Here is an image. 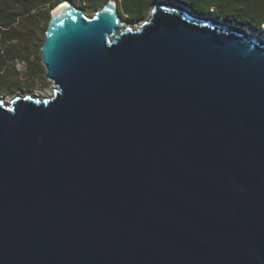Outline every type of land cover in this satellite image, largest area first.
I'll use <instances>...</instances> for the list:
<instances>
[{"label":"water","instance_id":"water-1","mask_svg":"<svg viewBox=\"0 0 264 264\" xmlns=\"http://www.w3.org/2000/svg\"><path fill=\"white\" fill-rule=\"evenodd\" d=\"M61 2L51 95L0 98V264H264V38Z\"/></svg>","mask_w":264,"mask_h":264},{"label":"rangeland","instance_id":"rangeland-1","mask_svg":"<svg viewBox=\"0 0 264 264\" xmlns=\"http://www.w3.org/2000/svg\"><path fill=\"white\" fill-rule=\"evenodd\" d=\"M76 1L78 4L76 7L82 9L87 15H92L94 11L103 5H96V7L92 8L94 4L90 0ZM168 1L177 4L175 0ZM154 2L147 8L143 16L132 19L125 15L121 16L122 20L127 23V26L136 28L150 16ZM181 6L191 11L186 5L182 4ZM214 14L212 10L207 15L215 17ZM217 19L228 26L245 27L248 31L256 32L264 38V30L262 27H252L245 24V22H240L232 18L218 17ZM46 27V24L37 15L31 13L29 16L18 20L12 26V29L5 34L14 38L8 40L0 32V62H2L0 68V98L4 102H8L16 95L24 96L29 94L40 98H42L45 92L51 95L54 84L51 79L44 75L45 69L41 63L39 52L45 39ZM28 65H31V71L28 70ZM28 73L32 74L30 75Z\"/></svg>","mask_w":264,"mask_h":264},{"label":"trees","instance_id":"trees-1","mask_svg":"<svg viewBox=\"0 0 264 264\" xmlns=\"http://www.w3.org/2000/svg\"><path fill=\"white\" fill-rule=\"evenodd\" d=\"M61 1L63 0H0V32L8 40L14 38L5 34L18 20L31 13L37 15L47 26L52 8ZM69 1L78 5L76 0ZM106 1L108 0H90L94 4L92 8ZM154 1L116 0V4L121 16L126 15L133 19L143 16ZM175 2L186 5L197 14H208L213 10L216 18H232L252 27H262L264 30V0H175ZM1 66L2 62H0V68ZM27 68L31 71V65Z\"/></svg>","mask_w":264,"mask_h":264},{"label":"bare ground","instance_id":"bare-ground-1","mask_svg":"<svg viewBox=\"0 0 264 264\" xmlns=\"http://www.w3.org/2000/svg\"><path fill=\"white\" fill-rule=\"evenodd\" d=\"M115 3V2H114ZM113 2H112V4H114ZM68 6H70V2L69 1H67V0H64V1H62L57 7H55L54 8V10L52 11V15L53 16H57V15H60L61 13H63L66 9H67V7ZM115 7V6H114ZM127 23H125L123 20H122V26L124 27V26H127L126 25ZM243 29H245V31H247L248 32V30L244 27ZM255 35H257V33L255 32L254 33ZM50 95H48L46 92H45V94L42 96V98L43 97H49ZM36 97V96H35ZM10 99V98H9Z\"/></svg>","mask_w":264,"mask_h":264},{"label":"clouds","instance_id":"clouds-1","mask_svg":"<svg viewBox=\"0 0 264 264\" xmlns=\"http://www.w3.org/2000/svg\"><path fill=\"white\" fill-rule=\"evenodd\" d=\"M151 12V11H150Z\"/></svg>","mask_w":264,"mask_h":264}]
</instances>
